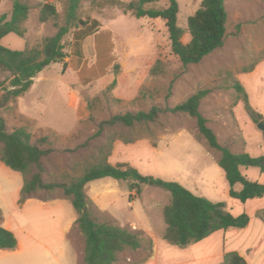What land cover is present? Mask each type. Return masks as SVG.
<instances>
[{"label":"rangeland","instance_id":"1","mask_svg":"<svg viewBox=\"0 0 264 264\" xmlns=\"http://www.w3.org/2000/svg\"><path fill=\"white\" fill-rule=\"evenodd\" d=\"M14 1L2 0L0 17L5 14L10 19ZM18 1L30 8L23 26L25 35L6 36L2 40L6 48L25 51L40 47L67 25L65 0ZM133 1L138 0H81L79 20L88 27L97 20L100 26L82 40L81 53L74 44L72 28L64 38V62L41 72L20 97L8 95L12 76L0 70V117L7 131L24 129L33 143L48 139L42 146L51 149L42 160L46 184H69L106 159L113 166L127 164L145 177L179 183L197 196L224 203L234 217L241 216L244 204L229 196V182L218 164L220 153L200 135L196 119L185 113L164 112L157 122L133 129L115 126L100 131V125L116 115L173 108L207 90L200 109L221 145L241 151L245 128L253 138L264 137L234 88L238 81L254 99L264 102V0H225L228 23L224 46L199 64L188 66L173 55L163 20L125 14L122 4ZM202 1L178 0V25L184 31L185 44L191 40L188 19ZM44 3H54L58 16L41 23ZM168 5V0H157L146 8L165 9ZM253 154L264 155V144ZM243 172L248 178L260 174L258 169ZM258 180L264 182V175ZM24 182L21 173L0 161V226L12 232L24 249L22 253L0 250V264H46L47 253L39 243L48 245L61 264H85V238L77 224L69 235L77 259L70 261L59 253L64 225L77 218L71 200L58 188L39 191L21 203ZM130 183L105 178L85 187L97 222L142 234V248L118 254L115 264H154L157 249L159 264L190 262L191 248L180 249L163 239L167 227L163 210L170 204L169 192L142 185L137 195L130 193ZM30 251L40 255L32 261L27 257Z\"/></svg>","mask_w":264,"mask_h":264},{"label":"trees","instance_id":"2","mask_svg":"<svg viewBox=\"0 0 264 264\" xmlns=\"http://www.w3.org/2000/svg\"><path fill=\"white\" fill-rule=\"evenodd\" d=\"M65 1L68 4L67 25L60 27L57 34L47 38L42 46L25 51L6 48L2 45V40L10 34L24 37L23 26L29 18L30 8L15 0L10 19L8 20L5 14L0 17V70L12 76V90L9 91V96L20 97L32 87L34 79L41 72L53 64L64 62L66 59L64 38L72 28L75 29L74 44L81 53L82 40L91 36L100 26L97 20H93L90 27L86 22L79 20L81 0ZM156 1L138 0L122 4V7L125 14L131 13L138 19L163 20L169 34L172 53L179 58L183 66L199 64L224 46L228 23L225 0L202 1L200 9L188 19L191 40L187 44L183 42L184 31L178 25L180 10L178 0H168L169 5L165 9L146 8ZM1 2L2 0L0 4ZM57 16L58 11L54 3L42 4L39 14L41 23H46L52 18L56 19ZM234 88L242 95L246 111L253 123L256 125L264 123L263 115L252 107L244 87L237 81ZM208 93L207 90L199 91L185 102L166 110L153 107L149 112L140 111L113 116L101 123L100 131L105 127L121 126L133 129L138 125L155 123L164 112L188 114L196 119L198 131L209 147L220 153L218 164L229 182L230 197L242 203L263 198L264 185L250 181L241 169L258 168L264 173V156L254 158L249 154H234L228 147L220 144L216 133L208 126L209 121L200 109L201 102ZM11 97H6V100ZM0 144L2 145L0 161L25 178L21 203L34 198L39 191L58 188L62 189L65 197L71 200L78 216L76 224L85 238V264H115L118 254L126 250L136 251L142 248V234L119 226L101 224L93 217L85 187L91 182L105 178L131 182L130 193L136 192L137 195L141 193L142 185H152L168 191L171 201L163 210V218L167 226L163 239L169 245L180 249L202 242L219 231L245 229L250 223L248 215L234 217L226 211L224 203H213L205 197L197 196L179 183L145 177L127 164L113 166L106 159L88 168L81 177L69 184H46L43 180L45 168L42 160L51 153V149H44L42 146L48 144V139L44 138L33 143L31 135L24 129L9 132L2 117H0ZM237 185L242 186L240 191L235 190ZM2 220L3 213L0 210V222ZM17 245L14 234L0 226V250L15 251ZM221 264L248 263L238 253H228Z\"/></svg>","mask_w":264,"mask_h":264},{"label":"crops","instance_id":"3","mask_svg":"<svg viewBox=\"0 0 264 264\" xmlns=\"http://www.w3.org/2000/svg\"><path fill=\"white\" fill-rule=\"evenodd\" d=\"M248 92V91H247ZM249 100L251 102L252 107L264 117V102L262 100L254 99L251 95V92H248ZM252 125H250L249 129ZM245 128L244 136L245 143L243 145V149L241 151H234L229 147L232 153L234 154H249L251 157L257 158L260 154H253L255 150H262V144H264V137H256L253 138L249 135ZM249 169H258V168H242V173L244 170ZM259 173H256V176H252L251 178H247L252 182H257L264 185V182H260L261 175H264L258 169ZM242 189L241 185H237L235 187L236 191H240ZM230 196V195H229ZM236 200V199H235ZM239 201V200H238ZM235 203H233L234 205ZM244 214L248 215L250 218V223L247 228L242 230L229 229L227 231H219L209 238L190 246V250L192 251V260H181L176 264H185V263H194V264H221L224 261V257L228 253H238L248 264H264V197L260 199L249 200L246 203H243ZM243 215V214H242ZM239 217V216H235ZM78 218V216H77ZM77 218L75 220L67 222L62 229V238L60 242V250L59 253L62 258H67L70 261L77 259V252L69 239V235L76 224ZM18 242V241H17ZM36 247V246H35ZM39 247H41L42 251H45L47 254L46 264H61L60 258H56L55 254H53L52 250L48 245L44 243H39ZM199 248V249H198ZM206 248V249H204ZM17 252H24L23 244L18 242ZM40 254H34V252L30 251L28 253V258L32 259L34 256H38ZM159 259V251L156 250V255L154 258V264L158 263ZM35 262V260H34Z\"/></svg>","mask_w":264,"mask_h":264},{"label":"water","instance_id":"4","mask_svg":"<svg viewBox=\"0 0 264 264\" xmlns=\"http://www.w3.org/2000/svg\"><path fill=\"white\" fill-rule=\"evenodd\" d=\"M257 126L261 131L264 132V123H259Z\"/></svg>","mask_w":264,"mask_h":264}]
</instances>
